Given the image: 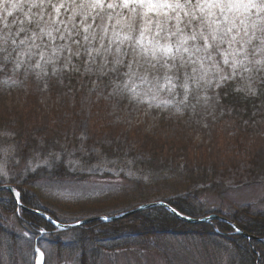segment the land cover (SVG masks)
Returning a JSON list of instances; mask_svg holds the SVG:
<instances>
[{
    "label": "rangeland",
    "instance_id": "rangeland-1",
    "mask_svg": "<svg viewBox=\"0 0 264 264\" xmlns=\"http://www.w3.org/2000/svg\"><path fill=\"white\" fill-rule=\"evenodd\" d=\"M95 80V75L63 82L52 78L45 86L44 80L34 76L0 77V169L7 173L0 177V187L17 189L27 173L45 168L48 174L25 187L36 198L35 205L64 225L89 220L67 230L53 225L55 230H47L43 218L42 227L26 225L20 213L34 208L24 206L21 194L14 198L8 192V197L2 189L0 207L8 208L0 212V264H33L36 247L45 252V264H78L83 252L71 246L81 229H97L101 216L177 197L189 196L191 206L202 211L192 219L213 213L232 223L226 216L245 208L264 214V109L243 118L232 116L224 105L203 102L195 110L190 106L181 111L171 106L149 108L127 96L110 97L111 88L102 85L90 92ZM49 153L60 157L43 163ZM60 164L67 178L49 180ZM9 200L12 205L7 204ZM156 208L161 207L103 223L134 220L140 212ZM153 211L148 213L158 214ZM224 220L207 224L219 235L218 223L228 225ZM187 225L171 228L168 239L153 238L145 246L138 240L141 235L126 240V246L94 243L99 249L95 264H177L179 257L188 258L182 245L196 251L207 245L217 264L229 263L234 243L228 236L219 242L206 240L207 244L202 237L192 236L200 232L201 224ZM156 236L161 235L151 238ZM254 238L245 240L256 244ZM157 239L165 245L159 246Z\"/></svg>",
    "mask_w": 264,
    "mask_h": 264
},
{
    "label": "snow or ice",
    "instance_id": "snow-or-ice-1",
    "mask_svg": "<svg viewBox=\"0 0 264 264\" xmlns=\"http://www.w3.org/2000/svg\"><path fill=\"white\" fill-rule=\"evenodd\" d=\"M21 74L45 86L95 75L90 92L102 85L149 108L251 101L255 116L264 109V0H0V77Z\"/></svg>",
    "mask_w": 264,
    "mask_h": 264
},
{
    "label": "trees",
    "instance_id": "trees-1",
    "mask_svg": "<svg viewBox=\"0 0 264 264\" xmlns=\"http://www.w3.org/2000/svg\"><path fill=\"white\" fill-rule=\"evenodd\" d=\"M258 102L260 105V100H256L255 103ZM244 102L241 101L239 104L233 106L232 104H229L227 101H225L224 106L228 107L232 116H241V117H249L250 115H253L254 109L253 104L251 101H249L247 104H243ZM257 105V104H256ZM59 171L55 170L50 175L52 177H49V180H56V179H63V177H66V172H61L62 169H66L64 165L58 166ZM47 173L45 168H40L37 172L33 174L27 173L25 176V181L22 185L16 186V190L20 192L21 194V201L26 207L34 208L36 210H41L48 214L46 211L35 205V200L33 194H31L28 190H25L26 186H33V184L45 176V173ZM67 178V177H66ZM53 180V181H54ZM5 195H8L7 191H4ZM189 196L188 197H177L176 199L172 200H164L166 204H168L170 207L181 213L182 215H185L187 217H193L195 214L200 215L202 211L199 212V210L196 211V208L191 206V203L189 202ZM11 200V198H10ZM8 201V205H12V203ZM0 212L5 211L3 209H7V205L3 207V205L0 207ZM135 208V207H132ZM153 211V210H150ZM150 211H147L146 213L140 212L135 216V219L133 220L130 218L129 220H126L125 222L116 223V224H105L103 222L97 224V229L87 228L81 229L77 233L76 236V243H72L71 249L75 251L77 249L81 254L79 258H77L78 264H95L98 260L97 256L99 255L98 251L99 249L95 247L96 245L94 243L104 244L109 243L112 245L117 244L118 242H121L119 245L126 246L128 242L126 240H130V238L138 237V235H141V238L138 240L140 241V244L142 246H145L146 244H149L151 239L153 238H160V239H168L170 235H172L171 228L180 227V226H188L187 223H183L178 221L175 217L172 215H169L164 209L162 208H156L152 213H158L157 215H151ZM216 213V212H215ZM51 214V213H50ZM48 214V215H50ZM209 215H214L209 214ZM52 216V215H51ZM54 216V215H53ZM54 220L58 219L57 217H53ZM202 216H208V214H204ZM229 220L232 221L235 225L239 227L240 230L247 233L248 235L257 236L260 238H264V214L256 213L250 211H247L246 208L241 210H236L235 213H233L230 216H226ZM20 219L23 221L26 225L33 226L35 228L42 227V223L44 222L41 217L33 215L31 213H20ZM200 228V232H195V235H192L194 237H202L205 243L208 244L210 240L211 241H218V239L224 240V237L229 239L232 243H234L232 246L233 250L231 252V257L229 259L228 264H264V244L256 243V244H248L244 238H239V236L233 234V229L229 225H225L222 223H218L217 230L219 231V235L217 233H214L213 227L208 224H201L198 225ZM197 227V228H198ZM188 228V227H186ZM47 230H55V228L48 222V226L46 228ZM147 234L148 237H146L143 234ZM4 234H8L4 232ZM175 235H178L177 232L174 233ZM228 234V235H226ZM153 235H161L152 237ZM190 237V236H187ZM236 242L234 240L238 239ZM157 239L158 245H165V243L162 242V240ZM234 239V240H232ZM234 241V242H233ZM219 242V241H218ZM225 244V243H224ZM228 244V243H226ZM57 245H59L57 243ZM56 245V246H57ZM214 248L215 246L212 245ZM187 250V246L185 247L182 245L183 252L185 251V256H188V258H182L179 257L177 264H217L216 259L210 255V251L207 245L203 247L201 250ZM218 249V246H216ZM224 251H226V254H228V250L226 248H223ZM219 251V250H218ZM182 252V253H183ZM204 254H206L204 256ZM209 256H208V255ZM199 255L200 258L197 260L196 258ZM221 256V255H220ZM91 257V258H90ZM95 257V258H94ZM196 259V260H195ZM215 260V262L213 261ZM199 261V262H198ZM172 262V261H171ZM223 262V261H222ZM166 264H170L168 261ZM176 264V263H172Z\"/></svg>",
    "mask_w": 264,
    "mask_h": 264
},
{
    "label": "water",
    "instance_id": "water-1",
    "mask_svg": "<svg viewBox=\"0 0 264 264\" xmlns=\"http://www.w3.org/2000/svg\"><path fill=\"white\" fill-rule=\"evenodd\" d=\"M9 188L10 187H0V190L2 189H6L14 198L16 197L14 194H12L10 191H9ZM19 204V203H18ZM20 208H23L21 205H19ZM151 207H161V208H164L166 211H168L170 214L174 215L175 217L187 222V223H192V224H202V223H210L211 220H215V219H219V220H224L223 218H220V217H217V216H208V217H205V218H201V219H192V218H189V217H186V216H183L181 215L180 213L178 212H173V208H171L170 206H168L167 204H165L164 202H155V203H150V204H143V205H140L139 207H137L135 210H133L132 212H128V213H120L118 215H115V216H111V217H106L105 219V216H101L99 219L100 220H103L104 222H111V221H115L119 218H122L128 214H131V213H134L136 211H140V210H144L146 208H151ZM28 212H31V213H34L46 220H48L49 222L52 221V219L45 215L43 212H40V211H35V210H31V209H28ZM89 220H84V221H81V222H78V224H72V225H64V224H61L59 222H57L55 225L51 224L56 227L57 229L61 230V229H70V228H74L76 226H80V225H83V224H86ZM226 221V220H224ZM234 230V224L226 221ZM235 228H238L237 226H235ZM239 229V228H238ZM235 233L234 234H237L238 236H241L245 239H253L254 237L253 236H250L248 234H246L245 232L241 231L239 229V231H236L234 230ZM256 239L258 242H261L264 244V238H254Z\"/></svg>",
    "mask_w": 264,
    "mask_h": 264
}]
</instances>
